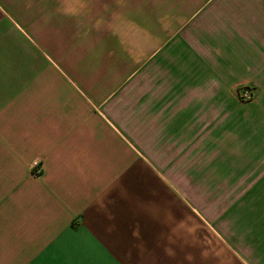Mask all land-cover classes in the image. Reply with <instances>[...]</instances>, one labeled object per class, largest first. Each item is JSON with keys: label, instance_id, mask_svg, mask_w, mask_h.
<instances>
[{"label": "crops", "instance_id": "1", "mask_svg": "<svg viewBox=\"0 0 264 264\" xmlns=\"http://www.w3.org/2000/svg\"><path fill=\"white\" fill-rule=\"evenodd\" d=\"M0 264H264V0H0Z\"/></svg>", "mask_w": 264, "mask_h": 264}, {"label": "built area", "instance_id": "2", "mask_svg": "<svg viewBox=\"0 0 264 264\" xmlns=\"http://www.w3.org/2000/svg\"><path fill=\"white\" fill-rule=\"evenodd\" d=\"M239 99L242 102H250L254 99V93L249 87H244L239 92Z\"/></svg>", "mask_w": 264, "mask_h": 264}]
</instances>
